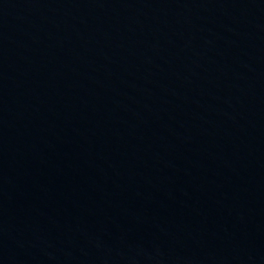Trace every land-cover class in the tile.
<instances>
[{
  "label": "water",
  "instance_id": "95a60500",
  "mask_svg": "<svg viewBox=\"0 0 264 264\" xmlns=\"http://www.w3.org/2000/svg\"><path fill=\"white\" fill-rule=\"evenodd\" d=\"M0 264H264V0H0Z\"/></svg>",
  "mask_w": 264,
  "mask_h": 264
}]
</instances>
